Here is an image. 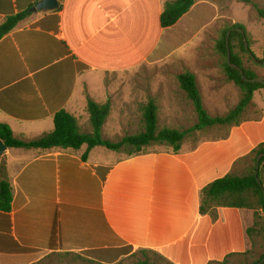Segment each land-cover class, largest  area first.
<instances>
[{
	"label": "crops",
	"instance_id": "0c3cea01",
	"mask_svg": "<svg viewBox=\"0 0 264 264\" xmlns=\"http://www.w3.org/2000/svg\"><path fill=\"white\" fill-rule=\"evenodd\" d=\"M40 1L0 0V24ZM169 1L64 0L59 12L33 13L0 41V124L31 141L54 130L61 110L81 123L79 104L97 98L90 76L146 62L169 30L160 25ZM255 110L256 119L188 137L177 153L159 146L107 161L94 156L98 147L84 161L86 146L7 149L0 163L15 194L12 211L0 212V264H36L52 253L113 264L129 247L168 264H252L264 248V213L200 208L202 191L247 169L264 144V110Z\"/></svg>",
	"mask_w": 264,
	"mask_h": 264
},
{
	"label": "rangeland",
	"instance_id": "374dc122",
	"mask_svg": "<svg viewBox=\"0 0 264 264\" xmlns=\"http://www.w3.org/2000/svg\"><path fill=\"white\" fill-rule=\"evenodd\" d=\"M248 4L238 0H198L192 11L179 25L166 30L162 43L156 52L132 70L101 74H92L95 100L111 103V114L104 126L103 137L112 142H119L126 136H134L144 131V107L150 100L158 106V126L160 130H189L197 122L193 103L182 90L178 76L191 72L196 75L203 103L212 117L226 116L240 101L241 91L227 79L223 65L226 61L217 49V42L223 31L233 24H242L248 33L250 50L261 63L250 61V55L243 58L252 72L264 79V21L261 20L254 5L264 8V0H251ZM240 53V50H236ZM89 76L85 77L87 79ZM94 94V93H93ZM88 101V100H87ZM255 103V104H254ZM254 103L248 108L244 119H256L255 105L264 110V90L255 93ZM81 115V131L92 133L90 116L81 103L77 108ZM209 132V133H208ZM199 133L209 137L210 131ZM196 136L198 133L195 134ZM194 135V136H195ZM162 145L156 144L151 148ZM18 152V151H13ZM131 150L124 149L116 153L99 148L94 156L107 161L129 157ZM14 153V157H16ZM253 156V155H252ZM252 165V159L248 161ZM247 163V164H248ZM235 174L242 175L245 167H239ZM264 181V173H263ZM262 213L259 211L258 214ZM256 255V260L264 253V248ZM146 260L154 264H168L153 253L132 252L117 264H142ZM231 259L230 264H236ZM255 262V260L253 261ZM37 264H94L82 257L44 258Z\"/></svg>",
	"mask_w": 264,
	"mask_h": 264
},
{
	"label": "trees",
	"instance_id": "16d2710c",
	"mask_svg": "<svg viewBox=\"0 0 264 264\" xmlns=\"http://www.w3.org/2000/svg\"><path fill=\"white\" fill-rule=\"evenodd\" d=\"M60 1L63 2L64 0ZM238 1L248 4L252 3L251 0ZM197 2L198 0H174L167 2L160 17L161 27L163 29L175 27L181 19L191 12ZM253 6L257 11L259 18L264 21V8H260L254 4ZM61 9L62 5L57 12L61 11ZM32 14L33 13L29 9L16 15L8 16L5 21L0 24V41L15 31L17 27ZM229 32H231L229 41L232 53L230 62H228L227 59V35ZM245 39L248 40V33L245 26L242 24H233L223 31L221 38L217 42L219 53L226 59L223 69L227 79L234 83V85L241 91L239 103L226 116L212 117L208 113L203 103L196 75L191 72H185L178 76V80L182 90L193 103L198 118L197 124L189 130H160L158 126V106L154 100H150L144 107L143 111L144 131L138 135L126 136L119 142H112L103 137L104 126L111 114V103L107 102L105 104H100L87 95V111L93 129L92 133H83L78 118L66 110H61L56 113L54 117V130L49 134H45L31 141H26L23 137L15 136L8 125L0 124V140L3 141L7 149H34L44 151L61 149L66 151H77L86 146L87 152L82 158L84 161H87L90 152L98 147L106 148L109 151L118 153H121L124 149L131 150L129 157L145 154L151 149V146L156 144L172 148L175 153L180 152L184 141L198 132H204L216 128H232L242 124L248 108L253 103L255 93L264 90V79H262L263 82L250 81L259 77L246 67L243 55L249 54V51H252H247ZM247 43L250 49L249 41H247ZM237 49L240 50V53L236 52ZM253 55L255 56L254 53ZM251 60L254 61L250 56V61ZM256 63H261V60L257 58ZM231 64L236 65L238 68H234ZM239 69L243 72V75ZM261 154H264V144L259 145L252 152V165L246 169L244 174L238 175L231 173L208 185L201 194V214L206 215L209 213L210 209L216 206L215 204H222L232 208L255 210L256 218L259 219L258 212L262 211L264 213V191L257 181L256 169L257 158ZM263 173L264 157L261 159L258 173V177L264 186ZM14 194V187L6 163L1 162L0 212L10 213L12 211ZM261 218L264 231V216ZM252 231L253 229H249L247 232L250 234ZM132 252L133 249L130 247L119 251L117 261L120 256L126 257ZM137 253L147 255L152 252L148 250H139ZM70 256L82 257L94 264H102L90 260L88 253H52L46 256V258ZM263 259L264 253L252 264H259ZM120 261L121 260L113 264H117ZM226 262L227 259H225L222 264H227ZM142 264L154 263L146 260Z\"/></svg>",
	"mask_w": 264,
	"mask_h": 264
},
{
	"label": "water",
	"instance_id": "95a60500",
	"mask_svg": "<svg viewBox=\"0 0 264 264\" xmlns=\"http://www.w3.org/2000/svg\"><path fill=\"white\" fill-rule=\"evenodd\" d=\"M59 7H60V1L59 0H41L39 3L36 4V6H34L33 8H31L30 11L32 13H36V12L49 13V12L57 11L59 9ZM230 34H231V32H229L228 35H227V59H228V62H230L231 55H232L231 49H230V41H229ZM245 42H246V49H247V51H249L250 49H249V46H248V43H247V40L246 39H245ZM249 55L251 56V58L255 62H257V58L253 55L252 52L249 51ZM231 66H233L234 68H238L234 64H231ZM241 73L243 75V72L242 71H241ZM250 81H252V82H263V80L260 79V78L253 79V80H250ZM6 150H7V147L5 146V144L3 143V141L0 140V157L4 154V152ZM263 157H264V154H261V155L258 156L256 169H257V181H258L259 185L261 186V188L264 191V186H263L262 182L260 181V179L258 177V173H259V169H260V162H261V159ZM263 263H264V259L261 260V262L259 264H263Z\"/></svg>",
	"mask_w": 264,
	"mask_h": 264
}]
</instances>
